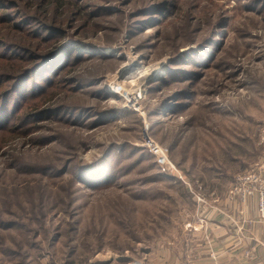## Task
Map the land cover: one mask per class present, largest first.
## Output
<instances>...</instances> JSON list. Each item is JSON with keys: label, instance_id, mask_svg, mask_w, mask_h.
<instances>
[{"label": "rangeland", "instance_id": "1", "mask_svg": "<svg viewBox=\"0 0 264 264\" xmlns=\"http://www.w3.org/2000/svg\"><path fill=\"white\" fill-rule=\"evenodd\" d=\"M78 2L48 42L0 59V264L141 262L180 236L196 180L264 159V0ZM21 25L8 37L24 43L38 24ZM145 137L190 186L161 176Z\"/></svg>", "mask_w": 264, "mask_h": 264}, {"label": "crops", "instance_id": "2", "mask_svg": "<svg viewBox=\"0 0 264 264\" xmlns=\"http://www.w3.org/2000/svg\"><path fill=\"white\" fill-rule=\"evenodd\" d=\"M218 177L196 180L204 203L193 198V209L186 211L189 220L178 228L180 236L145 251L141 262L126 264H264V224L258 222L255 197L245 203L231 200L232 183L224 184L223 179L218 183ZM201 181L209 189L202 190L206 187Z\"/></svg>", "mask_w": 264, "mask_h": 264}, {"label": "trees", "instance_id": "3", "mask_svg": "<svg viewBox=\"0 0 264 264\" xmlns=\"http://www.w3.org/2000/svg\"><path fill=\"white\" fill-rule=\"evenodd\" d=\"M61 1H63L64 3H62ZM61 1L60 0H0V36L3 33L6 34V37L4 39L0 37V50L2 51L7 50V54H9L7 55L5 51L4 53L0 52V59L4 58V59H9L10 61H16L18 59L22 60L21 57L22 54H19L20 56L13 55V57L11 58L10 57L11 52L13 50L20 52V51H27L28 49L31 48L38 49V42L40 41H42L43 43H45L46 41L48 42L49 37L46 38L44 35H41L39 33V30L41 29H43V33L46 34L48 32H52V35L50 36H55L59 31L58 26H62V24H64L66 19L64 12H62L63 14L61 16L56 15L59 12V10H61L65 6V4L68 5L69 7H72L71 9L79 6L78 0H61ZM37 8H40L42 12H40L39 10L38 12L41 13L42 16L44 15L43 18L41 19L38 16H35L37 15ZM73 12L75 11L73 10ZM49 13L52 14L51 15V17H53L52 19L49 18L48 16ZM84 15H88V13H84ZM22 22L27 23V25L36 23L38 24V26H36V28L34 27L33 29H31L32 32L29 30L26 32V34H28L31 37L30 39H25L24 43H19L22 40L11 39L8 37V33H9L8 30L12 32L19 31L20 33H25L23 29L24 27L23 25H21ZM30 27L31 26L29 25L27 29ZM61 50H62L61 47H58L55 50L46 54L45 56H42L38 61V63H35L30 69L28 70L25 69L20 74H16V75L13 74V76L15 75V79L13 83L16 85V83L19 80H22V78L24 79V75L28 76L29 74H31V72L34 69L41 66V64L46 59L55 57L61 52ZM0 74H4V73H0ZM6 95H8L7 92L4 96ZM88 169L89 167L88 168L81 167L78 169V171L75 174L76 178L80 180L82 183H83V179L81 178V174H82L81 172L86 171ZM160 174L161 176L166 177L164 174L162 173ZM157 179H159V177H157ZM91 182L92 181H90V183L87 184L88 187L92 186ZM174 184H177V181L174 182Z\"/></svg>", "mask_w": 264, "mask_h": 264}, {"label": "built area", "instance_id": "4", "mask_svg": "<svg viewBox=\"0 0 264 264\" xmlns=\"http://www.w3.org/2000/svg\"><path fill=\"white\" fill-rule=\"evenodd\" d=\"M142 147L155 158L162 174L174 178L185 186H190L185 176L169 161L166 149H162L149 137L144 138ZM200 190V187L193 190V198L197 203H204L203 197L198 193ZM229 194L231 200L238 198L243 203L255 197L257 219L264 224V163H255L246 172L237 175L229 189Z\"/></svg>", "mask_w": 264, "mask_h": 264}, {"label": "water", "instance_id": "5", "mask_svg": "<svg viewBox=\"0 0 264 264\" xmlns=\"http://www.w3.org/2000/svg\"><path fill=\"white\" fill-rule=\"evenodd\" d=\"M121 261H124V260H121ZM120 262V261H119ZM98 264H102V263H98ZM104 264H106V263H104Z\"/></svg>", "mask_w": 264, "mask_h": 264}, {"label": "bare ground", "instance_id": "6", "mask_svg": "<svg viewBox=\"0 0 264 264\" xmlns=\"http://www.w3.org/2000/svg\"><path fill=\"white\" fill-rule=\"evenodd\" d=\"M138 71H140V70H138ZM136 73H137V72H136ZM136 73H135V74H136ZM135 74H134V75H135Z\"/></svg>", "mask_w": 264, "mask_h": 264}]
</instances>
